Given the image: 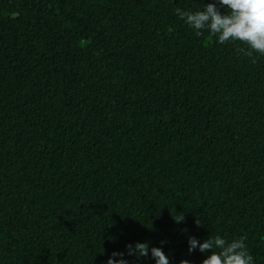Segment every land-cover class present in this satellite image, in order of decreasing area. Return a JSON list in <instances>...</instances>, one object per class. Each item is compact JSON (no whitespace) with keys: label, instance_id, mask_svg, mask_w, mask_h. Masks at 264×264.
Returning <instances> with one entry per match:
<instances>
[{"label":"trees","instance_id":"obj_1","mask_svg":"<svg viewBox=\"0 0 264 264\" xmlns=\"http://www.w3.org/2000/svg\"><path fill=\"white\" fill-rule=\"evenodd\" d=\"M209 2L0 0V264H264V56L177 16Z\"/></svg>","mask_w":264,"mask_h":264},{"label":"clouds","instance_id":"obj_2","mask_svg":"<svg viewBox=\"0 0 264 264\" xmlns=\"http://www.w3.org/2000/svg\"><path fill=\"white\" fill-rule=\"evenodd\" d=\"M176 11L178 18L192 29L197 37L208 31L217 38L216 42L220 45L239 41L247 46L246 54L249 57H252L253 53L264 56V0H211L204 4L201 10ZM182 219L183 215H180L174 220L179 223ZM196 224L202 225L199 219ZM246 239L241 236L229 242L221 236H216L200 241L194 236H189L188 252L198 250L200 253H209L202 264H255ZM164 243L161 241L160 247H153L149 242L128 244L125 251H113L104 264H133V260L140 261L147 257L151 258L153 264H173L163 251ZM179 264L191 262L182 259Z\"/></svg>","mask_w":264,"mask_h":264}]
</instances>
